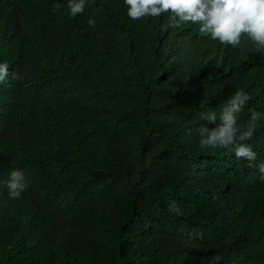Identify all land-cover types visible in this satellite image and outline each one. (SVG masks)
<instances>
[{
	"label": "trees",
	"instance_id": "16d2710c",
	"mask_svg": "<svg viewBox=\"0 0 264 264\" xmlns=\"http://www.w3.org/2000/svg\"><path fill=\"white\" fill-rule=\"evenodd\" d=\"M66 4L0 0V264H264L260 173L195 131L237 89L239 124L264 113V48L161 31L167 15L131 20L123 0ZM245 143L264 162V120Z\"/></svg>",
	"mask_w": 264,
	"mask_h": 264
},
{
	"label": "clouds",
	"instance_id": "9594fccd",
	"mask_svg": "<svg viewBox=\"0 0 264 264\" xmlns=\"http://www.w3.org/2000/svg\"><path fill=\"white\" fill-rule=\"evenodd\" d=\"M88 0H67L68 15L76 17L83 14ZM127 17L131 20L160 17L167 15V23L161 31L190 23L198 26L202 36H208L222 45L237 47L242 36L258 48H264V0H123ZM60 5H54L58 8ZM87 24L94 28L96 20L89 17ZM9 64L0 61V84L9 77ZM13 78L15 74L12 73ZM250 99L247 92L237 89L223 104L220 111L207 109L200 114L205 123L195 130L201 151L223 148L231 151L237 160L243 159L249 167H255L264 181V162L254 163L257 152L250 143L257 123L264 120V113L249 109V117L244 124L238 123V114ZM209 125H214L209 127ZM191 131V130H190ZM29 184L28 174L24 169L13 167L8 172L4 186L12 199L20 198ZM170 212L181 214L176 201L168 205ZM223 256L213 255L211 264H221Z\"/></svg>",
	"mask_w": 264,
	"mask_h": 264
}]
</instances>
